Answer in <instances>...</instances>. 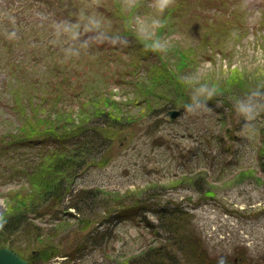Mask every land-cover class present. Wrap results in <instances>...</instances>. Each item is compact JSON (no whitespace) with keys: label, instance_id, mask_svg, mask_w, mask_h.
I'll use <instances>...</instances> for the list:
<instances>
[{"label":"rangeland","instance_id":"rangeland-1","mask_svg":"<svg viewBox=\"0 0 264 264\" xmlns=\"http://www.w3.org/2000/svg\"><path fill=\"white\" fill-rule=\"evenodd\" d=\"M90 1L104 4L92 14L102 29L105 24L112 30L100 31L103 38L140 37L171 68L176 60L182 63L178 67L187 63L186 80L179 71L169 75L161 84L166 94L156 90L159 98L152 99L159 100L157 108L148 103L121 110L122 128L112 147L75 180L76 189L92 188L94 204L80 202L82 213L70 208V215L62 207L56 211L58 203L45 205L41 215L32 216V226L11 235L12 246L31 264H127L162 243L171 257L167 264L173 257L179 264H264V0ZM19 2L25 1L0 0V23L5 26L3 20L19 8V17L48 16L55 27L59 17L49 0H35L27 10ZM132 12L139 17L131 18ZM37 23L39 31L42 22ZM20 29L13 27L0 39L11 46L9 35H17L14 44L26 50L19 51V64L0 60L4 99L17 93V76L33 71L27 83L35 81L40 65L51 59L47 54L59 56L65 43L54 33L53 45L32 53L31 40L22 39L29 29ZM92 59L103 62L96 55ZM125 60L131 62L130 56ZM107 64L111 68L112 61ZM113 91L117 98L121 91L116 85ZM15 126L14 119L9 125L0 121V129ZM34 148L19 149L14 162L39 152ZM9 179L0 173V218L10 209L2 194L19 188ZM87 195L77 194L72 202ZM128 205L135 208L126 218L114 223L113 211L109 221L100 222L109 210ZM91 236L99 238L96 244L84 245Z\"/></svg>","mask_w":264,"mask_h":264},{"label":"trees","instance_id":"trees-1","mask_svg":"<svg viewBox=\"0 0 264 264\" xmlns=\"http://www.w3.org/2000/svg\"><path fill=\"white\" fill-rule=\"evenodd\" d=\"M22 1L31 2H19L18 7L27 6L23 10L35 6V0ZM49 2L50 9L59 17L54 28L51 27L53 23L48 16H44L45 21L19 17V8L3 20L6 22L5 26L3 22L0 23V33L3 32L0 39H7L6 31L13 27H21L23 33L29 29L22 39L31 40L28 45H32V53H36L37 49L41 50L43 45H53L54 33L65 42L61 45L62 51L57 52L59 56L47 54L51 59L49 63L43 61L40 65L42 71L35 81L27 83L33 71L25 76L21 74L15 80L17 93L14 97H0V121L6 120L8 125L11 119L16 122L13 129H0V173H8V183L17 180L19 186L18 190H8L2 194L10 209L0 218V246L13 248L21 256V251L10 242L11 235L25 225L32 226V216L41 215L45 205L51 207L58 203L56 211L62 207L63 212L70 215V208L76 214L82 213L80 202L94 204L96 195L92 188L76 189L75 180L82 175V170L102 159L104 153L112 147L116 133L122 128L121 110L128 105L138 108L148 103L153 109L157 108L159 100L152 99L159 98L155 95L156 90L161 91L159 94H166L161 90V84L167 82L169 75L172 78L179 71L180 80L187 75V63L183 68L178 67L182 63L176 60L177 67L171 68L156 57L157 54L152 53L153 49L138 36L135 39L133 35L122 33V38L114 42L103 38L100 31L112 33V30L107 29L105 24L103 26L106 30L102 29L104 27L96 24L100 22V18L92 14L104 4L90 0L80 3L73 0H67L66 3L60 0L57 4L51 0ZM139 13L132 12L131 18L139 17ZM37 22H42L39 31L35 29L39 26ZM46 26L48 30L45 29ZM59 26H64V29ZM16 38L17 35H9L11 46L0 43V60L6 57L11 64L21 63L19 51L24 55L26 50L20 45L16 47L19 42L14 44L12 40ZM85 55L88 59L82 60ZM93 55L104 63H97L96 59L89 60ZM126 55L131 60L128 64ZM108 61H112L111 68ZM89 76H93L90 83L86 80ZM24 82L27 83L26 90ZM114 85L121 91L117 93V98L113 91ZM162 104L166 107L167 102ZM11 113L13 115L3 116ZM34 146V150L38 149L41 154L35 152L30 158L26 156L14 162V158L22 154L18 153L19 149ZM261 167L263 168L262 165ZM12 169L14 172H9ZM21 187L27 193L21 192ZM81 193L89 195L72 202V198ZM132 208L135 207L128 205L109 210L108 217L100 222L109 221L113 211L115 214L111 221L119 222L134 213ZM98 239L97 236H91L84 245L94 244ZM83 246L79 248L83 249ZM167 254L168 248L162 243L132 256L127 264H167L165 261L171 258ZM158 256L160 259H155ZM173 258L171 263L179 264Z\"/></svg>","mask_w":264,"mask_h":264},{"label":"water","instance_id":"water-1","mask_svg":"<svg viewBox=\"0 0 264 264\" xmlns=\"http://www.w3.org/2000/svg\"><path fill=\"white\" fill-rule=\"evenodd\" d=\"M180 111H170V114L175 115ZM0 264H30L26 258L22 257L17 251L14 249L3 245L0 246Z\"/></svg>","mask_w":264,"mask_h":264}]
</instances>
